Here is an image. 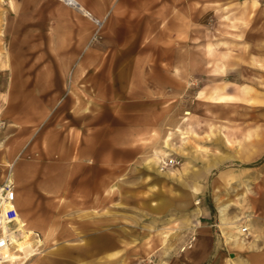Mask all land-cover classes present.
Listing matches in <instances>:
<instances>
[{"label": "crops", "instance_id": "crops-1", "mask_svg": "<svg viewBox=\"0 0 264 264\" xmlns=\"http://www.w3.org/2000/svg\"><path fill=\"white\" fill-rule=\"evenodd\" d=\"M79 1L95 15L105 12L93 0ZM3 2L0 122L5 125L0 128V185L11 174L18 218L42 239L41 253L25 264H105L106 254L116 250L105 247V236L110 235L105 208L110 201L115 203L114 198H105L106 191L120 181L122 162L138 159L155 133L165 134L168 113L181 107L185 81L192 74L188 64L200 57L196 20L189 23L179 9L163 15L158 9L157 16L135 17L123 26L124 33L121 25H114L102 42L90 45L91 23L59 0ZM46 2L52 26L35 33L32 23L24 27L16 22L17 15H35ZM34 42L46 49L29 53ZM188 115L176 124L197 135L184 136L192 144L189 157L195 159L201 151L198 157L208 160H193L192 166L186 160L177 168L182 175L176 185L179 196L161 187L155 194L160 198L153 199L151 192L145 205L166 214L173 213L170 208H188L208 217L204 176L224 161L210 154L211 132L225 124L197 113ZM116 214H111L112 224ZM218 225L199 229L188 251L197 256L194 264L211 253V227ZM254 247L248 242L240 251L247 257L238 262L264 264V246ZM231 263L230 257L225 264Z\"/></svg>", "mask_w": 264, "mask_h": 264}, {"label": "rangeland", "instance_id": "rangeland-1", "mask_svg": "<svg viewBox=\"0 0 264 264\" xmlns=\"http://www.w3.org/2000/svg\"><path fill=\"white\" fill-rule=\"evenodd\" d=\"M59 1L66 8L76 10L64 0ZM93 1L105 9L103 14L96 15L87 9L103 21L97 33L93 21L76 10L92 25L90 45L102 42L108 29L114 25H121L120 33H124L123 26L134 21L135 17L141 14L157 16L158 9L162 15L176 13L179 9L185 13L189 23L194 18L201 37V47H197L200 48L197 49L200 57H196L195 63L188 64L192 74L185 81L184 100H179L181 107L178 110L168 113L169 128L165 129L166 133H155L151 144L145 147L138 159L122 162L120 181L115 186L111 184L110 190L106 191L105 198L109 201L114 198L115 203L110 201L105 208L106 231H110V235L105 236V247L106 250H116L106 254L105 264H194L197 256L188 251L192 249L199 229L210 224L219 225L211 227L212 250L201 259L200 264H225L230 257L233 259L231 264L242 262V257L247 256L228 241L229 232L221 223L219 208L228 204L227 221L243 217L240 224L248 228L243 233L247 241L254 248L264 246V0ZM0 4L5 5V2L0 0ZM1 10L0 27L5 22ZM15 20L24 27L32 23L30 28L35 33H41L43 26H52L47 2L35 15H17ZM193 31L192 28L190 32ZM32 48H28L32 54L46 49L39 47L37 42ZM242 85L250 88L246 101L232 103L231 97L241 94L239 88ZM187 111L213 119L217 124H225V127L217 125L211 132L213 139L210 142L214 148L210 154L224 161L220 160L222 163L204 176L207 188L203 199L210 211L208 217L196 215L188 208H170L174 209L173 213L166 214L145 205V199L152 196L151 192L154 193L153 199L160 198L155 194L160 192L161 187L170 195L179 196L176 185L178 181L182 182V175L177 168L187 163V166H192L193 160L199 162L201 151L196 152L195 159L189 157L192 144L184 138L185 135L197 136L196 133L177 129V121L189 116ZM4 125L0 122V128ZM247 131L251 133L249 138L245 137ZM231 133L234 140L229 142L226 135ZM177 140L180 146H177ZM200 160L207 162L208 158ZM113 192L115 196L110 195ZM196 201L198 205L199 200ZM128 203L132 206L125 205ZM114 212L118 219L112 224L110 218ZM90 213L95 214V211ZM192 222L198 225H192ZM111 231L115 237H112ZM39 243L38 254L41 253ZM17 263L21 264L20 260Z\"/></svg>", "mask_w": 264, "mask_h": 264}, {"label": "bare ground", "instance_id": "bare-ground-1", "mask_svg": "<svg viewBox=\"0 0 264 264\" xmlns=\"http://www.w3.org/2000/svg\"><path fill=\"white\" fill-rule=\"evenodd\" d=\"M64 1L66 2V4L74 7L78 11H81V12L86 11V9L84 8V6L82 5V3L79 0H64ZM249 91H250V88L248 86L242 85L239 88V92L241 94L240 95L234 94L231 97V102L233 103V102H237L239 100L246 101V95L249 93ZM212 99L214 101H216L214 98H212ZM186 114H189V112L187 111ZM233 127L235 129H237L235 126H233ZM250 136H251V133L249 131H247L245 134V137L249 138ZM226 138L230 142L231 140H234V135L231 133L230 135H226ZM166 146H168V144H166ZM7 166L11 167L12 164H7ZM6 179L12 181L11 174L8 173L5 176V180ZM161 202H159V203H161ZM227 206H228V204L220 205L219 212H220L221 223L225 225L224 228H226L227 232H229L228 241L230 240L233 247L241 248L240 250H242L246 246V244L248 243L246 237L242 233L243 226L240 224V222H242V220H243V217H237L233 221H227V217H228V216L226 217ZM16 222L17 223L15 226V229L13 230L14 232H12V234H11V239H12L13 243H12L10 250H6V252H5L6 258H8L9 264H19V263H17L18 260H20L21 264H25L33 256H36L39 253L38 246L40 244L39 242H41V241L39 239H37L36 231L30 229L25 221L21 220L20 218H17ZM165 228H167V227H165Z\"/></svg>", "mask_w": 264, "mask_h": 264}, {"label": "built area", "instance_id": "built-area-1", "mask_svg": "<svg viewBox=\"0 0 264 264\" xmlns=\"http://www.w3.org/2000/svg\"><path fill=\"white\" fill-rule=\"evenodd\" d=\"M86 17L91 19L96 27V33L101 29L103 21L96 18L90 11L83 12ZM15 199L14 185L11 180L6 179L0 185V264H8L6 250L12 246L11 234L16 226L18 213L13 202ZM247 227H243L242 233H246Z\"/></svg>", "mask_w": 264, "mask_h": 264}]
</instances>
